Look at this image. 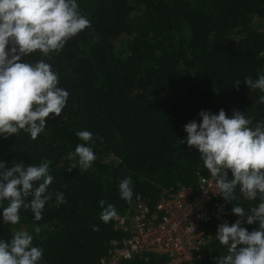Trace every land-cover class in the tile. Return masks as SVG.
<instances>
[{
    "label": "trees",
    "instance_id": "obj_1",
    "mask_svg": "<svg viewBox=\"0 0 264 264\" xmlns=\"http://www.w3.org/2000/svg\"><path fill=\"white\" fill-rule=\"evenodd\" d=\"M91 21L58 53L39 52L22 59H46L68 91L59 117L49 114L43 134L35 140L20 132L0 138L5 167L50 161L54 177L43 218L34 221L21 210L17 225L0 223V238L17 230L33 232L43 248L41 264H97L108 257L111 242L122 238L113 219H99L100 201L123 213L143 199L150 208L164 190L176 184L194 186L203 168L199 153L186 143L183 125L200 117L201 109L246 113L264 119V92L252 90L245 78L264 74V0H78ZM240 80L239 85L234 83ZM88 130L96 141V159L88 169L66 170L68 157L81 143L75 133ZM114 157L105 162L102 155ZM130 177L133 197L122 200L119 182ZM231 173L229 171V179ZM66 203L55 205V193ZM234 203L245 210L258 204L236 191ZM244 219V218H243ZM235 220H231L233 223ZM230 223V224H231ZM212 233L200 264H215L226 254ZM249 231L258 224H242ZM117 264H166L159 255H136Z\"/></svg>",
    "mask_w": 264,
    "mask_h": 264
},
{
    "label": "clouds",
    "instance_id": "obj_2",
    "mask_svg": "<svg viewBox=\"0 0 264 264\" xmlns=\"http://www.w3.org/2000/svg\"><path fill=\"white\" fill-rule=\"evenodd\" d=\"M90 26L78 0H0V138L23 132L35 140L44 133L50 113L61 115L69 93L59 86L58 73L46 59L25 62L22 58L37 52L45 58L58 53ZM243 81L249 89L264 92V74ZM260 99L264 102V96ZM198 116L199 122L193 119L183 125L181 143L198 151L209 173L211 186L202 184L204 193L211 191L228 203L236 200L238 189L245 200L259 201L247 211L234 203L231 212L239 218L217 226L214 237L226 254L216 257L215 264H264V119L253 126L246 113L233 110L229 116L224 109L217 113L201 109ZM75 135L81 143L69 154L65 167L69 172L86 170L96 159L93 133L79 130ZM53 179L50 161L20 160L6 168L0 160V223L19 224L21 210L31 211L34 221L42 220ZM118 192L122 200L131 202L130 177L119 182ZM54 195L57 207L66 203L63 192ZM99 203V219L106 224L117 212L111 204ZM254 223L258 226L251 231L242 226ZM39 231L17 230L7 240L0 238V264H41L43 248L33 244Z\"/></svg>",
    "mask_w": 264,
    "mask_h": 264
},
{
    "label": "built area",
    "instance_id": "obj_3",
    "mask_svg": "<svg viewBox=\"0 0 264 264\" xmlns=\"http://www.w3.org/2000/svg\"><path fill=\"white\" fill-rule=\"evenodd\" d=\"M208 175L197 172L194 186L176 184L164 190L153 208L137 198L123 213H117L114 227L123 236L111 242L108 257L97 264H117L136 255L163 256L166 264H200L212 239L205 225H230L239 218L218 200V195L204 193L201 185L211 186Z\"/></svg>",
    "mask_w": 264,
    "mask_h": 264
},
{
    "label": "rangeland",
    "instance_id": "obj_4",
    "mask_svg": "<svg viewBox=\"0 0 264 264\" xmlns=\"http://www.w3.org/2000/svg\"><path fill=\"white\" fill-rule=\"evenodd\" d=\"M102 160H104L105 162H112L115 159L111 155L104 154V155H102Z\"/></svg>",
    "mask_w": 264,
    "mask_h": 264
}]
</instances>
